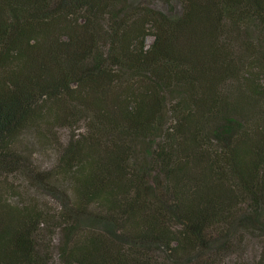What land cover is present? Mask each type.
<instances>
[{
  "label": "trees",
  "instance_id": "16d2710c",
  "mask_svg": "<svg viewBox=\"0 0 264 264\" xmlns=\"http://www.w3.org/2000/svg\"><path fill=\"white\" fill-rule=\"evenodd\" d=\"M0 264H264V0H0Z\"/></svg>",
  "mask_w": 264,
  "mask_h": 264
},
{
  "label": "rangeland",
  "instance_id": "374dc122",
  "mask_svg": "<svg viewBox=\"0 0 264 264\" xmlns=\"http://www.w3.org/2000/svg\"><path fill=\"white\" fill-rule=\"evenodd\" d=\"M133 2H140L142 0H132ZM153 41L152 38H149L148 39V43H151ZM50 159H51V155L50 154H41V156H38L37 160L41 163V164H45V163H49L50 162ZM13 180V179H12ZM14 183H17L19 184L20 183V180H18L17 178L15 179V181H12ZM47 201H49L47 199Z\"/></svg>",
  "mask_w": 264,
  "mask_h": 264
}]
</instances>
